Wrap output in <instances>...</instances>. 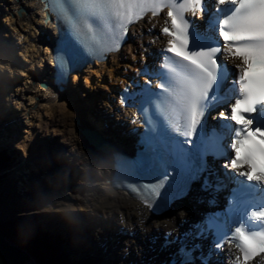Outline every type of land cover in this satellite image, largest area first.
I'll return each mask as SVG.
<instances>
[{
  "label": "bare ground",
  "instance_id": "6f19581e",
  "mask_svg": "<svg viewBox=\"0 0 264 264\" xmlns=\"http://www.w3.org/2000/svg\"><path fill=\"white\" fill-rule=\"evenodd\" d=\"M19 6L25 10L20 15L16 14ZM41 15L36 0H0V89L2 86L5 93L0 104L5 106L2 117L5 125L12 124L21 134V129L24 130L22 138L20 134L12 136L13 147L22 154V177L40 185V189L33 187V191L42 195L34 205L13 206L8 213L27 216L41 210L61 222L64 217H80L82 212L89 216L97 214L96 223L90 225L89 230L96 237L82 243L83 251L87 246L93 254L91 259L101 258L105 264H129L146 254L156 262L159 252L147 250L151 237L148 234H158L163 229L179 233L208 210L204 204L187 197L173 202L164 213L153 215L127 191L110 185L112 151L123 150L130 142L128 128L116 125V119L122 121L128 113L118 108L116 91L139 64V59L145 58L146 52L152 53L149 57L152 62L156 59V49L167 39L157 33L162 16L138 21L131 27L127 43L120 50L72 74L77 88L83 85L81 78L84 79L83 87L88 94L83 89L80 94L82 99L88 100L89 105L85 106L75 98L76 91L71 89L70 83L61 90L51 83V62L47 57L53 25L45 22ZM197 18L206 17L198 14ZM208 20L205 21L208 23ZM224 60L230 64L241 63L240 59L227 54ZM122 64L125 69L120 71ZM105 72L114 87L104 85L103 80L95 87L93 76L99 77ZM41 80L50 85L43 88L39 84ZM95 95L100 96V107L90 114L92 121H85V110L95 107ZM77 119L79 124L75 123ZM85 128L98 133L105 144L95 146L85 135ZM0 145H4L1 138ZM32 166L35 171H28ZM25 168L28 170L24 171ZM61 226L65 229V224ZM119 229H134L136 236L120 235ZM161 256L164 257V253ZM227 256L224 250L219 258L225 262Z\"/></svg>",
  "mask_w": 264,
  "mask_h": 264
},
{
  "label": "snow or ice",
  "instance_id": "6c2138e0",
  "mask_svg": "<svg viewBox=\"0 0 264 264\" xmlns=\"http://www.w3.org/2000/svg\"><path fill=\"white\" fill-rule=\"evenodd\" d=\"M217 2L220 5L226 4V0H217ZM121 3L123 0H57L56 10L60 19L68 27V35L78 51L79 48L84 47L83 42L78 39V34L84 33L85 29L91 33L93 27L99 28L107 8ZM171 3L174 8L191 12L193 16L197 10L209 13L208 28L204 33L198 31L194 23L190 22V18H178L174 11L168 12V16L172 18L171 23L174 30L168 27L162 29L164 33L173 37V40L169 42L171 47L167 51L182 57L190 67L187 99L193 123H195L197 107L201 100L205 101L204 108L207 111L227 104L228 116L225 117L221 113L222 118L218 122L221 131L217 132L213 129L211 142L201 153L199 167H196L194 162L188 158L191 150L183 147L188 142L177 138L176 150L171 153L172 160H160L163 173L167 175L168 165L172 164L177 175L183 177L187 183L207 170L205 159L207 155H213L215 158L226 156L233 167H240L245 163L254 164L257 154L264 158V143L257 144L254 140V137L259 135L264 141V0H227V6L217 9L215 13L210 12L208 0H180L179 3L177 0H171ZM189 28L191 31L188 30ZM221 36L223 44L220 42ZM90 38L94 40L96 37L93 34ZM189 45H191L190 50ZM224 53L239 58L241 63L229 68L224 60ZM218 54L221 56L220 62L216 59ZM236 69L239 71L237 72ZM249 72L253 74L246 76L245 74ZM161 75L164 79L161 88L167 91L165 85H170L171 81L166 74ZM232 121L237 123L242 121L243 128L238 130ZM254 122L255 127L249 129ZM206 129L205 121L197 134L198 145L201 138L207 135ZM225 130L235 138L234 142L230 137H226ZM241 131L247 134L242 136ZM225 138L228 139L226 145ZM248 141L252 142V147L246 146ZM241 147H245L246 151L243 160L238 158ZM149 150L155 151L151 145H149ZM233 150L237 153L235 158L229 155ZM224 168L225 176L235 179L236 174L229 173L227 165ZM240 175L246 176L249 181L264 179V171L256 177L247 172H242ZM204 182L207 187V178ZM235 182L264 194V188L257 189L256 185H246L244 181L238 179ZM225 187L226 184L218 179L215 190L221 191ZM236 191L233 192L234 196ZM260 206L264 207V204ZM222 215L224 213L211 214L206 218L207 228H202L201 233L214 232L220 239L228 235V229L215 220L216 216ZM253 216L257 219H264V212L253 213ZM247 223V231L236 227V236L232 237L239 240L238 247L244 252L245 262L257 253H264V232L250 235L249 232L254 226L250 221ZM258 226L264 227V225ZM216 246L219 247V243ZM181 252L188 255L184 249H181ZM184 264H190V262L186 260Z\"/></svg>",
  "mask_w": 264,
  "mask_h": 264
},
{
  "label": "rangeland",
  "instance_id": "374dc122",
  "mask_svg": "<svg viewBox=\"0 0 264 264\" xmlns=\"http://www.w3.org/2000/svg\"><path fill=\"white\" fill-rule=\"evenodd\" d=\"M2 51H3V49H2ZM3 55H5V54L3 53ZM131 63H132V61H131ZM123 66L125 67V65L122 64L120 67V71H123L125 69ZM1 76L2 75H0V77ZM3 77H4V75H3ZM93 77L96 79L95 87L96 86L98 87L99 83L102 82L100 80H103L104 85L106 84L109 87H114V83L112 84L113 80L110 81L111 79L109 78V75L106 72L102 73L99 77L95 76V75ZM1 79L2 78H0V82H1L0 84L2 85ZM73 80L74 79H72L69 83L71 85V89L73 91L74 90L76 91L74 94L75 98L79 101V104L83 103V104H85V106L89 105L88 100L86 98L82 99V96L80 94L82 89H83V92H86V94H88L87 89L85 87H83L85 84L84 79L81 78L80 81L83 85L80 84L79 85L80 87H78V88L75 87V85L73 84ZM0 90H1L0 91V104H1L2 100L4 99L3 97H4L5 93H4V91L2 92V86H1ZM95 97H96L95 107L93 106L94 108H92V106H91V110H89V109L85 110V121H89V122L92 121V120H90L91 119L90 114L92 113V111L95 112L96 110H98V107H100V104L98 103L100 96L95 95ZM2 107L0 106V132L2 133L0 138L2 139V141L4 143V145H1V146H5V147L4 148L0 147V152H2L8 158H7L6 164H5L6 168H4L0 171V221L11 220V219H14L17 217L22 218V219H27L31 216H36L37 219H39V221L42 222L43 225L46 224L45 232L47 233V235H50L52 239H54L56 237V235H59V234L61 235V239L63 240V244H62L61 248H62V251L64 253V255L61 256V258L65 262H67L66 264H84V262H86V261H87L86 262L87 264H103V263L105 264V262H103L104 260L101 258H93V259H91L92 257L89 258L88 253L85 252V250L83 251V245H82V243H84V241L90 242V239L93 240V238L96 237L89 230H90V225L96 223L97 214L89 216V214L87 215V213L82 212L81 213L82 215L80 214V217H77V216H73L71 218L64 217L63 221L61 222V221H56V220L51 219L49 216H46L44 214V212L41 210H35V211H33L34 213L30 212V213H28L29 215H27V216H23V215L11 216L8 213V210H10L13 206L14 207L15 206L23 207V204H25V206L34 205L36 203V201H38L42 197V195L39 193H35V191H33V189H34L33 187H37L38 189H40V187H41L40 185H38L36 183H32L29 180H27L26 178L22 177V171L20 169L22 166H24V165H22V163H23L22 154H20V151L17 152L15 150V148L13 147L15 140L13 139L12 136L20 134V137L22 138L24 136V130L21 129V127H20L21 131H23V133L21 134L20 130H17L11 126L12 124L7 125V128H3L4 125H2V124L4 123V119H3L2 115H4V112H2V110L4 111L5 106L3 108ZM78 122H79V119H77V121L75 120L76 124H79ZM1 126H3V127H1ZM1 128H2V130H1ZM4 130H6L8 132H6ZM4 138H6V139H4ZM7 148L10 149L9 150L10 155L7 153V150H6ZM55 162H57V161L55 160ZM56 164L58 167V163H55V165ZM34 166H35V164H34ZM34 166H32V168L29 170L27 168H25L24 171L28 170V171L34 172L35 171ZM40 180H41V178H40ZM38 192H39V190H38ZM75 217H77V218H75ZM71 220H72V222H71ZM61 224H63V225L65 224V229H64V227L61 226ZM163 231H164V229H163ZM161 234H163V232ZM152 235H153L152 232L150 234H148V236H152ZM85 238H87V239H85ZM84 248L89 250V248L87 246H85ZM79 250H80V252H79ZM117 259H112V260H117ZM23 264H36V263L32 259L28 258Z\"/></svg>",
  "mask_w": 264,
  "mask_h": 264
},
{
  "label": "trees",
  "instance_id": "16d2710c",
  "mask_svg": "<svg viewBox=\"0 0 264 264\" xmlns=\"http://www.w3.org/2000/svg\"><path fill=\"white\" fill-rule=\"evenodd\" d=\"M7 158L0 152V171ZM0 235L24 249L36 264H66L61 258L64 255L61 248L63 240L59 236L52 239L47 235L45 225L36 216L0 221Z\"/></svg>",
  "mask_w": 264,
  "mask_h": 264
},
{
  "label": "water",
  "instance_id": "95a60500",
  "mask_svg": "<svg viewBox=\"0 0 264 264\" xmlns=\"http://www.w3.org/2000/svg\"><path fill=\"white\" fill-rule=\"evenodd\" d=\"M40 85L45 87L47 83L41 82ZM84 133L87 135V131ZM28 258L25 250L0 235V264H23Z\"/></svg>",
  "mask_w": 264,
  "mask_h": 264
}]
</instances>
